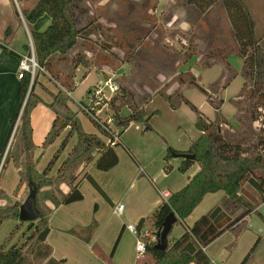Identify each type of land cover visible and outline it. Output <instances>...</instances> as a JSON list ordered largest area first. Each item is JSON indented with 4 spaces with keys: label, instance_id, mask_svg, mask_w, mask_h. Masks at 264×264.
<instances>
[{
    "label": "trees",
    "instance_id": "obj_1",
    "mask_svg": "<svg viewBox=\"0 0 264 264\" xmlns=\"http://www.w3.org/2000/svg\"><path fill=\"white\" fill-rule=\"evenodd\" d=\"M80 1L83 0H38L31 12L22 10L24 16H28L29 28L45 13L49 14L52 20L44 31L30 29L36 60L40 67L37 69L34 79H32L30 72H26L21 78L20 99L23 112L21 124L17 130H19L18 133L23 142V150L21 155L15 154L9 148L4 165L12 159L19 167L21 179L25 180L28 186L30 181L37 185V207L39 206L40 191L45 186L54 185L56 181L61 182L64 178H67L71 190L63 195L61 199L56 198L53 200L54 206L83 200L84 194L78 184L75 183L78 177L76 171L81 165L86 167L93 162L97 169L108 171L119 163V155L115 146L107 143L101 135L87 133L83 130L78 113L69 107L70 96H65L63 91L59 90L54 95V101L47 103L35 93V88L39 83L38 75L42 70L51 73L57 81L61 79L70 92L76 87L75 71L80 65L87 69L81 80L89 74L88 69L92 63L85 51L88 48L91 50L95 48L91 46V42L97 43L92 38L96 26L95 20L80 25L83 13L81 12ZM219 1L223 2L235 31L238 42L235 51L244 60L242 75L245 78V84L233 103L238 109V120L243 123L242 99L252 100L251 104L254 109H249L245 113L251 123H245V130L243 129L239 134H236L238 131L231 133L229 130H233V125L221 114L223 99L210 94L195 80L190 84L206 93L209 102L216 109L217 117L214 121L210 120L195 104L188 100L183 95L182 90L175 91V98L172 94L159 92L167 98L173 109H178L182 103L188 104L197 113L196 126L202 131V134L193 142L188 151L183 152L170 147L165 156V160L169 161L175 154H194V159L182 160L179 170L185 172L196 162L199 163L200 170L186 186L172 193L167 200L163 201L148 219H141L137 224L138 230L147 228L153 230L156 235V240L147 243L146 250V253L155 259L153 264H216L211 260L205 248L225 231L243 224L245 218L264 202V130L256 124L257 122L258 124L259 122L262 123L260 114L256 112L258 107L264 109V50L261 48L262 38L256 34L255 18L244 0H188L190 4L195 5L202 12H206ZM107 29L110 30L111 28ZM8 31L10 30L8 29ZM113 37L108 32L107 40L109 41L106 42L104 49L101 48V45H96L103 49V52L96 54L99 62H101L100 64L111 68H115L117 63L112 52L115 47L114 44H111ZM26 47L28 53H31L30 46L27 45ZM77 47H80L81 50L71 55L72 58H70L73 66L72 71L65 72L58 68V64L72 54ZM213 53L214 51L211 50L208 55L212 56ZM217 53L218 55H224L226 51L220 48ZM121 88L124 91L123 94L120 96L115 95L109 103L111 108L115 110L113 124L119 128V135L133 122L143 123L144 131L152 130L153 127L150 124L152 114H149L144 108L136 107L127 115L121 114L119 104L123 102V105H125V99L129 95L126 87L121 86ZM38 102H44L53 108L56 113V118L47 134L44 145L47 146L55 141L67 127H70V135H73V133L78 135L75 146L60 165L56 177L50 176L49 170L58 154H55L44 172H39L37 169L30 112ZM86 114L91 117L93 123L104 136L112 137L94 117L88 113ZM66 142L67 139H64L61 148L66 146ZM3 159L4 153H0V166ZM165 167L167 171L171 169L169 163ZM86 177L98 190L102 191L92 176L86 174ZM219 190L225 191L220 203L199 217L192 226H186L180 237L169 240L168 247L165 250L156 248V244L159 242V232L166 217L171 212H175L177 216L176 223L182 222L192 213L207 193ZM0 195L7 196L3 190H0ZM21 204L20 202H14L1 206L0 225L3 220L8 218L19 219ZM52 211L53 208H50L47 215L40 211L37 222H30L28 230H33L23 245L14 244L9 248L4 245L0 246V264H29L25 250V245L29 241L35 243L34 255L41 258L43 262L45 261V264L63 263V260H58L52 256V247L46 242L51 230L49 217ZM146 221L150 223L151 227H146ZM94 227L95 224H92L86 229V236L79 234L76 230L72 232L81 236L84 240L90 241ZM121 235L119 234L117 238L112 254L116 251Z\"/></svg>",
    "mask_w": 264,
    "mask_h": 264
},
{
    "label": "crops",
    "instance_id": "obj_2",
    "mask_svg": "<svg viewBox=\"0 0 264 264\" xmlns=\"http://www.w3.org/2000/svg\"><path fill=\"white\" fill-rule=\"evenodd\" d=\"M37 1L38 0H0V153H4V159L1 163L2 166L4 165V160L9 148L11 150L12 148H19V154L22 155L23 142L20 136H18L17 140L15 138L13 141L14 126L17 121L21 119L20 114L22 108V102L20 99L21 77H19L20 61L23 55L28 54L26 46H30L31 36V25L29 28L28 16H24L22 10L31 12L35 8ZM244 1L249 6L252 15L255 18L256 34L258 37L262 38L261 48H263L264 50V0ZM23 18L25 22L23 21ZM51 20V16L45 13L35 23H33V30H36L35 28H38V26H41L44 23L46 24L45 27H48L51 23ZM181 21L182 23H188L190 25L188 30H195L191 33L193 37L195 34H197L195 37L199 38L196 43L200 45L202 53L200 55L195 54L193 56L196 57L195 68L198 67V70H195L193 69L194 67H191L192 70H194L193 76L196 78L195 81L203 86L213 96H218L223 99V103L221 105V113L223 111L222 116H224V118H226L229 123H231V121L235 119L239 123L238 109L235 104L232 105L228 101L233 96H235L236 98V96L241 93L245 84V78L242 75V72L241 74H238L232 67H230L232 65H230L231 62L229 63L228 61L229 53H237L235 50L237 48L238 42L223 2L219 1L211 6L206 12H202L195 5L190 4L188 0H181ZM8 29L10 31L7 32ZM206 33L209 34L210 39L208 41L201 40L200 36ZM220 48L226 51L224 55H218L217 52ZM211 50L214 51V53L212 54V56H209L208 53ZM75 53L76 52H74V54ZM81 66L82 65L77 68V72L81 69ZM83 68L85 69V71L87 70L84 66ZM88 71L89 74L86 78L81 80L82 82L88 81L92 73L95 72L91 71V69H88ZM51 79L54 80L52 74L48 71L42 70L38 75L39 83L35 88V93L39 97H41L44 102L47 103H52L54 101V95L58 93L56 86L55 89H51L50 87L52 84L57 83V80H55V82L53 83ZM98 83L99 82H96L94 85ZM193 86H191V84H184L183 88H181L183 95L192 103H194L196 107L201 112H203L210 120H216V109L209 102L207 94H201L200 92H198V88ZM41 88L49 90L51 95H49L47 98L44 97L40 93ZM91 89L92 88H89L88 92ZM73 93L74 90L70 92V96L72 99ZM152 94L153 97H163L161 93L156 91ZM151 96L148 97L144 108L149 114H152L150 118V124L153 125V129L144 131V126L138 122H133L127 129H125V131L120 135L118 144H122L125 147L127 151V153H125L127 155V158L125 160L127 162L126 164H121L122 158L119 155L118 165L107 171L108 173H112L113 176H111V179L112 181H114L116 186L127 181H131V185L129 188L130 190L132 186L136 185L137 183H142L141 187L136 190V192L132 196H130L128 200L129 206L126 205L121 214L117 213L116 206L118 205L113 198L114 186L112 185L108 189L103 186V184L98 180V176L101 177L102 175L97 173V170H95L97 168L94 166L93 162L86 167H84V165H81L76 171L78 177L75 183L78 184L80 190L84 194L83 200L76 201L70 204H61L57 207L54 206V201L47 202V205L50 208H53V212L55 210L63 209V207H66V205L71 207L70 210H68L67 217L58 219L61 224H51V230L46 239V242L52 247V256L58 260H63L62 264H69L71 260L74 261L75 264H110L109 259L113 258L116 253V251L114 252V254H112V251L110 254L107 253V248L108 244H110L111 242L110 238H113L114 234L116 236V232H118L117 224H104L102 217H100L99 215H97L96 218L94 217L95 214L93 216L85 214L83 211V203H85L87 195L83 190L82 185L85 181H89L86 177V174L92 176L94 180L99 184L102 192L105 194L107 200L111 205L110 209L113 210L112 213L114 215L117 214V217L120 218V224H122V227L119 234H126L127 232H129L135 235L127 228L128 224L126 223V221H129V224H138L141 219H148L158 208V206L163 201L167 200L168 197L164 196L165 193L170 196L172 193L179 191L184 186H186L190 179L200 170V165L196 162L188 170H186L185 172H181L179 170V165L181 164L182 160L185 159L182 157L174 155L173 158L169 161L165 160V156L170 147L183 152L188 151L193 142L201 136L202 131L195 125L197 121V113L186 103H182V105H180V107L175 110L177 112H180L181 115L184 116V119L173 118L176 123L181 124L182 134L179 138L172 139L166 133V126L164 125L163 121H161L160 115H155V111L151 112L147 109V102L148 100H151ZM227 99L228 101H226ZM44 102H38L32 107L30 112L31 124L33 127V141L35 143V158L37 161L41 160V165L45 164L46 160L50 158L51 153L55 146L58 145L61 136L70 130V127H67L62 131L61 135L58 137L57 144L54 145V143L56 142L55 141L54 143H51L47 146L44 145L47 134L51 130L53 122L56 118V113L53 108L46 105ZM243 111L244 110H241V113H243ZM246 112L247 111H244V113ZM167 113L170 114V112L168 111ZM183 122L190 123V127L188 128L189 130L183 127ZM237 122L235 125L231 124L234 126V129L238 128ZM131 127H135V132L132 136H128V132ZM105 138L107 142L108 137ZM76 142L77 140L72 143L71 147L65 146L67 155L61 162L60 160L62 159V156L57 158V163H55L54 166L51 167V171H49L50 176L57 175V171L60 165L67 158V156H69ZM147 147L151 148L152 158L158 160L160 163L159 167H155L154 170L149 167L148 162L145 163L146 167H143L145 161L142 159L141 155H139ZM53 158L54 157H51L49 159V162H51ZM167 163L171 165V169L169 171H167L165 167ZM7 165L8 167L12 165L10 168L12 169V172L10 173L12 174L13 178H15V180L18 179L21 176L19 167L11 159L5 163V165L2 167V171L3 168L5 169ZM37 169L39 170V172H44L46 168L40 169L39 165L37 164ZM26 184L27 183L25 182L22 183L20 188L17 189L18 193L16 196L15 192L14 195L10 196L7 190H10L12 186L6 183L5 177L3 178L0 175V190L7 192L8 197H6L8 199L14 198V200L9 204H12L14 202H23L22 200H20V198H22L26 192L28 186ZM70 190L71 185L69 184L67 178L66 180L63 179L59 185V191L62 194L61 196L67 194ZM125 195H128L127 191L125 192ZM224 195L225 191L223 190L207 193L204 196L203 200L208 199L209 202H207L205 206H213L216 203H220ZM54 197H56L57 199H61L58 194H55ZM8 199H6V202H8ZM263 207L264 202L261 203L255 209V211H253L249 216L245 218L243 224H240L234 229L225 231L218 238L226 237L229 234L233 233L235 240H239L240 235H244L242 227L245 228L248 219L251 218L254 213L261 212ZM195 209L190 215L194 213ZM201 212L203 211L199 210V212H197V214L193 216L190 222L188 221V217L190 215L184 221H179V223H184L183 225H185L183 230L177 233V235H174L171 239L169 237V240H175L180 237L184 233L186 226H192L199 217L206 214L204 213L200 215ZM54 218L55 217H53V219ZM50 221L51 218L49 217V222ZM96 221H99L98 223L101 224H95L90 241H86L81 236L72 232L73 230H76L77 232H79L81 229L86 230L89 226L92 225L93 222ZM110 221L107 220V223H109ZM145 223L147 224L146 227H151L148 221H146ZM239 232L240 235L237 239ZM82 235L86 236L87 233ZM250 237L251 235L247 236V238ZM213 242L210 243L205 248V250L211 260L217 264L219 260L218 256L221 252L211 253V249L214 245ZM134 248L137 252L136 242ZM138 259H141V262L138 260V264H153L155 262V259L148 253H145Z\"/></svg>",
    "mask_w": 264,
    "mask_h": 264
},
{
    "label": "rangeland",
    "instance_id": "obj_3",
    "mask_svg": "<svg viewBox=\"0 0 264 264\" xmlns=\"http://www.w3.org/2000/svg\"><path fill=\"white\" fill-rule=\"evenodd\" d=\"M80 3L83 9H81V12L83 13L80 25H85L88 21L95 20L96 28L92 38L97 43L95 44L94 41L91 42V46L95 47L94 50L88 48L85 51L92 63L89 69L95 72L92 73L88 81L82 82L81 78L85 71L83 65L78 72L77 70L75 71L77 72L75 76L77 80V87H75L73 93L74 100L71 98L70 91L67 89L61 79L57 81V83L52 84L50 86L51 89H55L56 86L57 90H62L65 96H70L71 99L68 101L69 107L74 112L78 113L79 121L85 132L96 133L106 139V136H104L101 130L93 123L91 117L84 113L85 111L81 108V105L83 103H90L91 93L88 92L89 88L93 89L96 82L103 81L104 78L108 76L112 77L120 84V86L126 87V91L129 94L125 99V105H123V102H120V104L117 102L121 107L122 115L131 113L132 109H135L136 107L140 109L144 108L148 97L152 95L151 100H148L147 102V109L151 112L155 111V115H160L161 121H163L164 125L166 126V133L172 139L179 138L182 134V127L181 124L176 123L173 118L184 119V116L181 115L180 112L175 111L177 109H173L164 96L153 97L152 93L155 91H161L166 94H172L173 98H175V91L182 90L181 88H183L184 84L188 85L196 79L193 76L194 70L191 68L194 67L193 69L198 70V67L195 68L196 57L193 56L195 54L200 55L202 51L200 45L196 43L199 39L198 37H195L197 34H195L194 37L191 34L195 30L184 31L180 28V25L182 24L181 0H83L82 2L80 1ZM33 25L34 24L31 25V29H33ZM45 25L46 24L44 23L43 25L38 26V28H35L36 31H44L47 28ZM169 25L171 26L169 27ZM107 28L111 29L108 30ZM108 32L114 36V39L111 40V44H114L115 46L112 50L115 55V62H117L115 64V68L100 64L101 62H99V58L96 57L98 52H103V47L106 46V42L109 41L107 40ZM200 37L201 40L204 41H208L210 39L208 33L202 34ZM97 44L99 46L101 45V48L103 49H100L98 46H96ZM79 50H81L80 47H77V49H75L72 54H70L64 61L58 64V68L65 72L72 71L73 66L70 58H72L71 55H73L74 52H78ZM228 61L229 63L231 62L230 65L232 66L230 67H232L238 74H241L244 69L242 57L238 53L231 52L228 54ZM51 80L54 83L57 79L54 78V80ZM197 90L201 94H205L199 88ZM40 91V93L46 98L51 95L50 91L45 88H41ZM123 92L124 91L121 88L120 91L115 95L120 96L123 94ZM232 99L234 100L235 96L229 99V101L228 99L226 101L234 105ZM251 102L252 100L250 101L243 98L242 110L248 111L249 109H254V106L252 107ZM167 111L170 112L172 116L167 113ZM244 111L242 113L244 116V121L242 120L243 123H238L236 119L231 121V124L234 125L237 122L238 127L236 129L233 128V130H229L231 133H236L238 131L236 134H239V132H242L243 129L245 130V123H251L250 119L245 116ZM22 112L23 109L21 110L20 116H22ZM256 112L257 114H260L262 121V123L259 122L258 124L257 122L256 124L260 125V128L264 130V109L262 107H258V111ZM114 113L115 110L112 109L109 104L107 107H105L101 118L103 120L108 119L107 117H113ZM19 120L14 126L15 132L13 130V141L15 138L17 140L19 136V130H16L21 124V119ZM141 124L143 125V123ZM110 125L111 128H113L116 132H119V128L116 127L113 122ZM183 127L188 129L190 127V123L183 122ZM69 131L61 136V139L58 142V145H56L53 149L50 158L54 157L55 154H58L57 158L62 156V159L60 160L61 162L64 157H66L67 153L65 148L67 146L71 147L72 143L78 139V135L76 133L70 135ZM134 132L135 127H131L129 129L128 136H132ZM64 139H67L66 147L64 146L61 148L63 146ZM57 140L58 137L55 140L56 142L53 141L52 143L55 142L54 145L57 144ZM115 148L118 155H120L122 158L121 164H126L127 161L125 159L127 158V155L125 153H127V151L125 147L122 144H118L115 146ZM12 150L11 151L15 154H19V148H12ZM139 155H141L142 159L145 161L143 167H146V162L149 163V167L153 170L155 167H159V161L152 158L151 148L147 147ZM57 158L51 167L57 163ZM49 159H47L46 163L42 165L40 164L41 160H38L37 164L39 165V168L45 169L49 165ZM11 166L12 165L8 167L7 165L2 171L3 166L1 165L0 175L3 178L5 177L6 183L12 186L10 190H7L8 194L12 196L15 192L16 196L18 193L17 189L20 188L25 180L21 181V176L15 180V178H13L12 174L10 173L12 172V169H10ZM95 170H97V173L102 175L101 177L98 176V180L105 188L108 189L110 186H114L113 198L116 204H123L124 207H126V205L129 206L128 200L130 196H132L136 190L141 187L142 183H137L129 190L131 181H127L116 186L114 181L111 179V176H113L112 173H108L107 171H102L99 169ZM49 171H51V169ZM52 177L56 176L53 175ZM59 185L60 181H56L54 185L45 186L39 193L38 208L45 215H47L50 210L47 202L55 200V194H58L59 197H62V194L59 191ZM82 188L87 195V199L85 203H83L84 213L93 216L95 214L94 217L96 218L97 215H99L102 217L104 224H117L118 232H116V236L114 234L113 238H110L111 242L109 241L110 244H108L107 248V253L110 254L122 227V224H120V218L117 217V214L114 215L112 213L113 210L110 209L111 205L105 194L101 190H98L90 180L85 181L82 185ZM126 191L128 195H125ZM28 195L29 188L27 186L26 192L23 197L20 198V200L24 202ZM5 198L8 199L7 197L0 195V207L8 205L14 200V198H9L8 202H6ZM207 202H209L208 199H204L196 207L194 213L188 217L189 222L193 216L199 212V210L203 211L200 213V215H202L209 212L217 204L216 203L213 206H205ZM70 208L71 207L66 205V207H63V209L55 210L54 212L52 211L50 216L51 221L49 222L50 227L53 224H61L58 219L67 217V213ZM53 217L55 218L53 219ZM107 220L111 221L107 223ZM35 222H37V220ZM98 222L96 221L92 224H101ZM126 223L129 224L130 222L126 221ZM183 224L184 223L179 222L175 224L170 232V239L183 230L185 226ZM29 226V221L22 222L21 220L14 218L3 220L0 225V246L4 245L6 248H9L14 244L23 245L33 230H28ZM242 231L244 232V235H240L239 240H235L232 233L226 237L217 238L213 242L214 245L211 249V253L221 252L218 256L219 260L217 264H264V207L261 212L254 213L251 218L248 219L246 222V227H243ZM152 232L154 233L153 230ZM79 233L82 235L86 234L87 231L81 229ZM248 235H251V237L247 238ZM135 242V235L129 232L122 234L115 256L109 259L110 264H138V260L140 261L141 259H138L137 257V252L134 248ZM25 250L29 259V264H45V261L43 262L41 258L34 255L33 250H35V243H33V241H29L27 245H25ZM69 264L75 263L71 260Z\"/></svg>",
    "mask_w": 264,
    "mask_h": 264
},
{
    "label": "built area",
    "instance_id": "obj_4",
    "mask_svg": "<svg viewBox=\"0 0 264 264\" xmlns=\"http://www.w3.org/2000/svg\"><path fill=\"white\" fill-rule=\"evenodd\" d=\"M30 47L31 53L23 55L20 61L19 77L21 78L26 72H30L32 74V79H34L36 70L40 67L36 60L35 48L31 36ZM120 89V84L112 77L108 76L89 91V93H91L90 103H83L81 105V108L85 111V113H88L94 117L109 132V134L112 135V137H109L107 140V143H110L112 146H116L118 144L120 135L113 128H111L110 124L113 122L112 116L107 117L108 119L105 120H103L101 117L105 107L109 105L114 95L117 94ZM164 196L169 197L167 193H165ZM123 209V204L116 206V211L119 214L123 212ZM127 228L136 235L137 257L140 258L146 253L147 243L156 240V235L147 228L138 230L137 224H128Z\"/></svg>",
    "mask_w": 264,
    "mask_h": 264
},
{
    "label": "water",
    "instance_id": "obj_5",
    "mask_svg": "<svg viewBox=\"0 0 264 264\" xmlns=\"http://www.w3.org/2000/svg\"><path fill=\"white\" fill-rule=\"evenodd\" d=\"M15 131V130H14ZM175 156L185 159H194L195 155L190 153H179ZM38 192L37 185L30 181L29 183V195L26 200L20 206L19 220L22 222H34L40 217V210L36 205V196ZM177 221L175 212H171L165 219L163 227L159 232V242L156 244V248L159 250H165L169 244V234Z\"/></svg>",
    "mask_w": 264,
    "mask_h": 264
},
{
    "label": "clouds",
    "instance_id": "obj_6",
    "mask_svg": "<svg viewBox=\"0 0 264 264\" xmlns=\"http://www.w3.org/2000/svg\"><path fill=\"white\" fill-rule=\"evenodd\" d=\"M174 19H175V17H174ZM171 25H169V27H170ZM189 27H190V25L188 24V23H182L181 25H180V28L182 29V30H184V31H187L188 29H189ZM162 78V77H161Z\"/></svg>",
    "mask_w": 264,
    "mask_h": 264
},
{
    "label": "bare ground",
    "instance_id": "obj_7",
    "mask_svg": "<svg viewBox=\"0 0 264 264\" xmlns=\"http://www.w3.org/2000/svg\"><path fill=\"white\" fill-rule=\"evenodd\" d=\"M159 237V236H158ZM158 243V242H157Z\"/></svg>",
    "mask_w": 264,
    "mask_h": 264
}]
</instances>
